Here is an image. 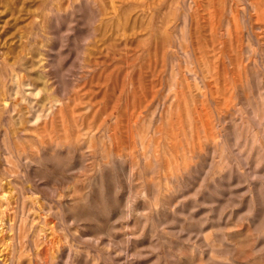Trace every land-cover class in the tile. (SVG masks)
Segmentation results:
<instances>
[{"label": "rangeland", "instance_id": "1", "mask_svg": "<svg viewBox=\"0 0 264 264\" xmlns=\"http://www.w3.org/2000/svg\"><path fill=\"white\" fill-rule=\"evenodd\" d=\"M0 264H264V0H0Z\"/></svg>", "mask_w": 264, "mask_h": 264}, {"label": "bare ground", "instance_id": "2", "mask_svg": "<svg viewBox=\"0 0 264 264\" xmlns=\"http://www.w3.org/2000/svg\"><path fill=\"white\" fill-rule=\"evenodd\" d=\"M38 118V117H37Z\"/></svg>", "mask_w": 264, "mask_h": 264}]
</instances>
